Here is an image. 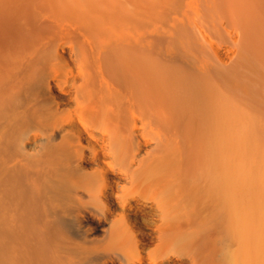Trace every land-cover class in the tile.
Returning a JSON list of instances; mask_svg holds the SVG:
<instances>
[{
	"label": "bare ground",
	"instance_id": "obj_1",
	"mask_svg": "<svg viewBox=\"0 0 264 264\" xmlns=\"http://www.w3.org/2000/svg\"><path fill=\"white\" fill-rule=\"evenodd\" d=\"M0 264H264V0H0Z\"/></svg>",
	"mask_w": 264,
	"mask_h": 264
}]
</instances>
